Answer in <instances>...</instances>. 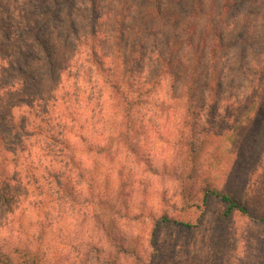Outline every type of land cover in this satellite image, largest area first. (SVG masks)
Instances as JSON below:
<instances>
[{"label": "rangeland", "instance_id": "374dc122", "mask_svg": "<svg viewBox=\"0 0 264 264\" xmlns=\"http://www.w3.org/2000/svg\"><path fill=\"white\" fill-rule=\"evenodd\" d=\"M26 1L0 0L1 28L7 7L28 18ZM121 2L103 5L96 39L53 56L54 73L43 57L12 69L13 90L0 84V194L11 198L0 201V252L28 247L43 264H264V223L233 215L219 227L218 199L195 213L183 197L212 186L264 214V0Z\"/></svg>", "mask_w": 264, "mask_h": 264}, {"label": "trees", "instance_id": "16d2710c", "mask_svg": "<svg viewBox=\"0 0 264 264\" xmlns=\"http://www.w3.org/2000/svg\"><path fill=\"white\" fill-rule=\"evenodd\" d=\"M106 1L107 0H84V2L83 0H27L25 4L29 5V10H27L28 18H26L25 20L21 19L22 17L20 16V20H18V17H16L14 13H12L7 7V18H4V16L1 17V21L4 23L2 25V28L0 25V28L5 39H0V54H5V56H7L6 58H2L3 60L7 59L8 61L11 57H15V61H10L7 63L2 62L0 64V84H2V87H5L8 90H13L16 86L14 80H12L11 77L12 69L24 71L23 66L31 67L32 64H29L31 60H33L32 63L36 61L37 63H39L41 59L45 57L43 58V60L49 67L46 69V72L52 74L55 71L53 56L56 55V53H60L61 48L65 47L64 54L68 52L73 54L76 51L75 46L77 42L85 41L86 38L96 39V37L98 36L97 22L104 14L103 12H101V10H104L103 5L106 3ZM121 1L125 0H118L119 3ZM57 6L61 7L62 10L64 8H69V16L64 17L63 15H61L62 10H58L57 12H55L54 9H56ZM222 7L223 4L220 6L221 11L223 10ZM75 13L77 14L75 15ZM81 19H84V21L86 22H89L90 20L89 25L87 26L86 22H82ZM86 29H88V32ZM114 35L115 32L113 33V36ZM116 41V55L118 58L120 57L119 51H121V46L119 44V40ZM83 45H87V42H83ZM14 49H16V53L13 52ZM100 52L101 51H97L96 54H99ZM93 53H95V49ZM197 53L198 52H195V55H193L191 70L188 75L189 82L186 87V105L188 111L192 115V119L198 117V114L194 112L195 101L194 96H192L193 92L195 91L194 84L196 82L195 80L197 78L199 66V58ZM102 65L103 64H100L99 66L102 68ZM28 71L29 77L35 81L38 76H40L39 73H41L34 68L26 70V72ZM63 71H66L64 67L61 68L60 72L62 73ZM75 76L76 75H73V77ZM128 77L133 80V72H131V74H128ZM212 79H214V77L210 78V80ZM261 81L262 83L260 84H264V76L261 78ZM117 82L118 81L114 80L111 84V88L114 93H119V86ZM126 82L127 81L125 79V84ZM121 97L123 99L122 101L124 105H128L131 103V101L127 100L126 97ZM0 99L3 100V96L0 97ZM45 113L47 114L48 111H45ZM5 118V116H3L2 118V116L0 115V121L5 120ZM49 119L50 118H48L47 121ZM55 124L57 126L58 122H56ZM191 127L194 128L193 122L191 124ZM50 130L53 131L54 127L52 126ZM48 138L54 140L53 133H50ZM45 140L46 138L42 141V146L45 143ZM200 142L202 141L199 140V137H197L193 140V143L195 145H191L192 152L190 155V162L192 166L194 165V163H196L197 146L202 144ZM63 147H65L64 144ZM96 148L99 152H102L105 149L104 145H97ZM190 172L191 174H189V178L192 176V168ZM58 177L59 176H55L54 179H57ZM5 186L6 185L4 184V188ZM183 197L185 199L184 209H192L195 213H198L199 209L206 204L209 197H215L216 199H218L220 201L221 209L216 216L215 222L219 227H221L233 215H239L255 222L264 223V214H257L256 212L251 210L245 203H242L239 199H237L229 190H218L212 186H205L198 200H193V198L188 194H185ZM0 201L4 205H8L11 202V198L9 194L3 193L0 194ZM196 220L197 218L195 219V221ZM162 221H170L174 224L186 228L197 225V221L189 222L183 219H173L168 218L167 215L162 216ZM105 234L112 240L109 229L105 230ZM114 263L115 262L113 260L110 264ZM0 264L43 263L41 262L40 256L35 251L29 249L28 247L14 246L9 251L0 252Z\"/></svg>", "mask_w": 264, "mask_h": 264}]
</instances>
